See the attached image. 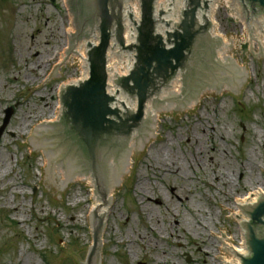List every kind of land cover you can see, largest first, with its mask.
Wrapping results in <instances>:
<instances>
[{"label":"rangeland","instance_id":"rangeland-1","mask_svg":"<svg viewBox=\"0 0 264 264\" xmlns=\"http://www.w3.org/2000/svg\"><path fill=\"white\" fill-rule=\"evenodd\" d=\"M226 19L221 11L218 31L241 39L244 23ZM68 30L64 0H0V130L13 111L0 139V264H75L91 248L88 182L70 180L53 200L41 189L45 156L27 152L38 121H58L61 84L84 73L81 58L55 69ZM229 55L248 70L243 92L159 114L157 135L115 191L101 264H222L220 234L241 245L233 201L264 189V46L257 60L256 48L245 60Z\"/></svg>","mask_w":264,"mask_h":264},{"label":"water","instance_id":"water-1","mask_svg":"<svg viewBox=\"0 0 264 264\" xmlns=\"http://www.w3.org/2000/svg\"><path fill=\"white\" fill-rule=\"evenodd\" d=\"M155 1L140 0L141 21L134 22L135 29L127 23L132 29L128 43L134 39L129 46L124 40L125 0H69L76 23L65 7L73 35L64 33L65 51L55 69L68 64L69 58H81V72H84L86 42L96 38L98 32L100 43L96 46L88 41L89 79L78 84H61L58 121H38L36 128L29 132L27 152H42L45 156L41 189H53V200H58L60 189H66L71 177H75V183H79L77 177H87L94 207L87 212L93 248L84 262L75 261V264H101V234L114 186L126 180L128 155L146 152L156 135L157 115L188 112L191 103L197 105V97L219 93L237 97V92H243L248 70H240V64L234 63L228 52L222 53L214 32L209 44L201 39L206 27L203 31L198 23L202 26L206 19L213 21L214 9L223 0H212L215 4L207 15L201 11L209 8L208 2L188 0L177 25L172 24L177 20L178 8L183 7V0L169 13L167 21L162 12L159 20L155 17ZM234 1L239 3L244 18L252 26L242 17L240 21L226 19V23L244 24L241 39L225 41L230 48L238 49L244 60L242 45L246 44L250 53L251 43H255L253 60H257L264 38V0ZM133 12L139 17L138 9ZM230 15L237 19L239 14L230 10ZM112 39L121 54L128 57L122 61L121 56H116L108 70L109 92L118 94V98L107 93L106 63ZM247 46L243 47L244 52ZM121 63L127 65L130 72L127 77L120 78ZM180 70L186 72L179 74ZM156 97V102L149 103ZM12 112H7L0 139ZM144 116L149 123L144 122ZM259 195L249 193V201H233L238 214L233 217L239 228L240 220H244L242 212L248 218L242 223L248 252L247 256H241L242 264H264V197L250 204ZM222 239L224 236L220 234L216 243H221L218 254H224V258L215 260H221L222 264H240L238 258L225 257L229 253L223 249ZM225 249L229 251L228 247Z\"/></svg>","mask_w":264,"mask_h":264},{"label":"bare ground","instance_id":"bare-ground-1","mask_svg":"<svg viewBox=\"0 0 264 264\" xmlns=\"http://www.w3.org/2000/svg\"><path fill=\"white\" fill-rule=\"evenodd\" d=\"M216 9H217V8H216ZM216 9H214V13H215ZM231 17L235 19V15H231ZM68 32H70V31L68 30ZM213 32H214V35H215V37H216V39H217V41H218L219 46L222 47V49H221V50H222V53H225V52L230 53V51H231L232 48H230L229 45L227 44V42L225 41V39H228V38H227L226 36L222 35V34L218 31L217 22H216V25L214 24ZM263 46H264V38H262V41H261V45H260V49H259V50H261V48H262ZM253 48H256V47H255V43H251V49H250V51H252ZM231 59H232V58H231ZM232 60H233L234 63L238 64L237 62L234 61V59H232ZM242 70H243V69H242ZM85 76H86V74L84 75V78H85ZM203 97H204V96H203ZM203 97H197V104L200 102V100H201ZM59 105H60V104H59ZM195 107H196V105L193 104V103H191L189 110H193ZM55 116H57V118H59V109H57V113L55 114ZM157 119H158V121H159V114L157 115ZM25 122H28V121H25ZM29 122L32 123V122H33V119H31ZM24 127L27 128L28 125L26 124V125H24ZM22 128H23V127H22ZM156 132H157V131H156ZM156 135H157V133H156ZM156 135H155V136H156ZM155 136H154V137H155ZM132 159H133V155H128V163H127V172H126V175H127L128 173H130V171H131V166L133 165V164H132ZM77 179H78L79 182H80V181L88 182V181H87V177H77ZM70 180H72V181L75 182V177H71ZM221 181H222V179H221ZM123 182H124V181H123ZM123 182H121V183H119V184H117V185L114 186V189H113V192H112V196H111V200H110V204H109V207H108L107 214H108V212H109V208L111 207V202H112V200H113V198H114L115 191H116L117 188H119V187L121 186V184H122ZM254 194H264V189H263V188H260V189H258L257 191H255ZM238 201H249V195L246 196V197H244V198H242V199H240V200H238ZM86 203H89V200H88ZM92 210H94V207H93V206H92L91 211H92ZM235 215H238V214H235ZM106 222H107V215H106V219H105V223H106ZM105 223H104V224H105ZM104 227H105V226H103V229H104ZM102 241H103V240H102V234H101V246H102ZM237 251H238L240 254H243V253H244V251H243L242 248L238 249ZM223 258H224V257H223Z\"/></svg>","mask_w":264,"mask_h":264}]
</instances>
